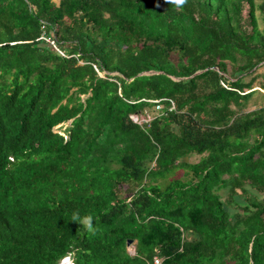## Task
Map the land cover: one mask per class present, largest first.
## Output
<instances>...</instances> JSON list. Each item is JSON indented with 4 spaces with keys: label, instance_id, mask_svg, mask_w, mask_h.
I'll use <instances>...</instances> for the list:
<instances>
[{
    "label": "trees",
    "instance_id": "16d2710c",
    "mask_svg": "<svg viewBox=\"0 0 264 264\" xmlns=\"http://www.w3.org/2000/svg\"><path fill=\"white\" fill-rule=\"evenodd\" d=\"M263 67L264 0H0V264H264Z\"/></svg>",
    "mask_w": 264,
    "mask_h": 264
},
{
    "label": "rangeland",
    "instance_id": "374dc122",
    "mask_svg": "<svg viewBox=\"0 0 264 264\" xmlns=\"http://www.w3.org/2000/svg\"><path fill=\"white\" fill-rule=\"evenodd\" d=\"M58 1V0H56ZM262 72H264V67L260 70ZM258 88L257 86L255 87V89ZM264 90H260L259 92H255V94L252 96V98L250 99L248 106H247V110L248 109H252V108H256L257 106H261L264 104V98L262 96ZM150 116L154 115V112L149 111ZM68 125V123L64 124L62 129H64L66 126ZM59 127V126H58ZM200 158L199 155L197 154H193L190 156V158H187V160L191 161V162H195ZM184 170L183 169H178L173 175H171L168 178V181L172 180L173 178H178V179H182V180H186L187 176H185L184 174ZM128 249L132 252H134V246L133 245H129Z\"/></svg>",
    "mask_w": 264,
    "mask_h": 264
},
{
    "label": "clouds",
    "instance_id": "9594fccd",
    "mask_svg": "<svg viewBox=\"0 0 264 264\" xmlns=\"http://www.w3.org/2000/svg\"><path fill=\"white\" fill-rule=\"evenodd\" d=\"M167 2L171 3V4H175L177 6H182L187 2V0H167ZM72 221H75V222L79 221L80 223H82L84 225L85 229L89 232L94 230L93 229V223H92L93 217L90 214L81 218L79 216V213H74L72 216ZM60 264H74L72 254L69 253V254L65 255L61 259Z\"/></svg>",
    "mask_w": 264,
    "mask_h": 264
},
{
    "label": "built area",
    "instance_id": "2783aa9c",
    "mask_svg": "<svg viewBox=\"0 0 264 264\" xmlns=\"http://www.w3.org/2000/svg\"><path fill=\"white\" fill-rule=\"evenodd\" d=\"M47 40L50 41L51 43H53V41H51L50 39H47ZM156 102H157L156 109H160L163 106L162 103H160V100H156ZM170 107H171L170 109L174 108L175 107L174 103ZM131 117L136 122L147 121V120L150 119V115L149 114L146 117H142V118H140L136 114L131 115ZM155 262L159 263V260L156 259Z\"/></svg>",
    "mask_w": 264,
    "mask_h": 264
},
{
    "label": "water",
    "instance_id": "95a60500",
    "mask_svg": "<svg viewBox=\"0 0 264 264\" xmlns=\"http://www.w3.org/2000/svg\"><path fill=\"white\" fill-rule=\"evenodd\" d=\"M130 242H131V241H130V240H128V243H127V244L129 245V244H130Z\"/></svg>",
    "mask_w": 264,
    "mask_h": 264
}]
</instances>
